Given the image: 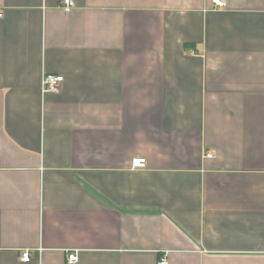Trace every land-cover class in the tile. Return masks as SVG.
<instances>
[{"label":"crops","instance_id":"0c3cea01","mask_svg":"<svg viewBox=\"0 0 264 264\" xmlns=\"http://www.w3.org/2000/svg\"><path fill=\"white\" fill-rule=\"evenodd\" d=\"M74 2L0 0V264H264V0Z\"/></svg>","mask_w":264,"mask_h":264},{"label":"built area","instance_id":"2783aa9c","mask_svg":"<svg viewBox=\"0 0 264 264\" xmlns=\"http://www.w3.org/2000/svg\"><path fill=\"white\" fill-rule=\"evenodd\" d=\"M62 3V7L65 10H70L75 6L74 0H60ZM215 3H219V0H213ZM4 16V12L0 10V18ZM64 81V76L56 75V74H44L42 78V91L44 93H53L57 92L60 88V84ZM212 155V154H210ZM146 166V159L145 158H135L132 162L133 168H143ZM22 260L30 261L31 254L29 251H25L22 255ZM70 263H76L78 261V253L76 250L69 253L68 258ZM157 264H170L167 257H162L157 262Z\"/></svg>","mask_w":264,"mask_h":264}]
</instances>
